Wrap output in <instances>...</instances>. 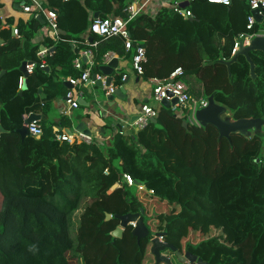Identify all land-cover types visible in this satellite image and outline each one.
I'll list each match as a JSON object with an SVG mask.
<instances>
[{
  "label": "trees",
  "instance_id": "trees-1",
  "mask_svg": "<svg viewBox=\"0 0 264 264\" xmlns=\"http://www.w3.org/2000/svg\"><path fill=\"white\" fill-rule=\"evenodd\" d=\"M129 2L49 0L63 38L42 44L52 53L45 58L49 72L37 56L41 45L33 44L42 24L34 17L16 27L0 20V264H156L151 250L158 233L204 264H264V136L221 138L216 127L192 123L189 110L178 117L162 107L157 123L135 137L118 132L104 144L55 140L57 129L70 130L72 121L48 123L46 115L69 91L67 79L82 75L74 66L78 49L93 51L94 72L109 53L132 59L120 37L91 35L96 47L83 38L91 13L124 17ZM188 9L194 20L165 7L130 23L132 40L146 49L142 78L165 80L181 68L192 99L213 97L234 120H264V53L250 52L256 79L244 56L230 69L222 62L232 59L236 40L247 32L249 3L193 0ZM12 27L19 37H12ZM260 30L264 23L252 32ZM25 61L36 67L20 95ZM122 84L119 76L115 86ZM32 114L44 117L40 139L18 133ZM142 209L148 238L138 242L132 226L113 237L116 215ZM169 257L171 264H189L175 253Z\"/></svg>",
  "mask_w": 264,
  "mask_h": 264
},
{
  "label": "built area",
  "instance_id": "built-area-1",
  "mask_svg": "<svg viewBox=\"0 0 264 264\" xmlns=\"http://www.w3.org/2000/svg\"><path fill=\"white\" fill-rule=\"evenodd\" d=\"M193 1L190 0L189 3ZM211 4H219L224 6H230L234 1H246L250 5L251 11L259 10L260 15H264L262 10H264V0H207ZM170 8L175 14H179L185 19L194 18L191 10L184 8L179 2L172 3L168 0H130L127 7L123 10L124 17L121 16H109V17H99L93 19L90 27L89 34L95 35L101 38H112L120 37L124 40L125 49L127 52L134 51L132 56V66L136 74L140 77L144 75V66L147 63L146 49L143 45L135 43L129 32L130 23L136 19L141 14H149L154 16L162 8ZM22 12L27 15L34 16L35 18L42 17L44 20V25L39 31L40 37L44 39H50L55 43H58L63 38L60 34L59 22H58V11L56 9H51L49 7V0H23ZM256 20L251 14L247 20V32L241 34L236 40L233 55L239 47V41L244 43V46L249 45L250 41L256 36L260 35L258 33H253L254 25ZM13 34L15 37H19V32L17 28H13ZM84 42L91 47H96L97 43L88 42L85 38ZM52 53L48 48H41L37 52L38 58L41 60V68L45 69V58L51 56ZM84 57L87 62L90 63L89 68H85L82 64V60L77 58L74 61V66L76 69L82 71V75L79 78H70L69 82L73 87L66 94V104L69 109H78L79 99L84 95L82 87L90 80L91 68L94 67V53L93 51L87 50L84 52ZM36 65L30 63L26 66L27 73L31 75L34 71ZM184 71L181 68L176 69L168 79H150L153 85L152 95L150 100L152 103L156 104L157 107L150 103H145L140 106L139 112L137 114V119L134 121L133 126L136 128L137 132L145 129L153 119H157L160 110L162 108L161 102L167 100L172 103V101L177 100L175 106H171L172 112L178 117L183 116L185 110H189V120L199 125L196 122L195 115L197 111L208 107L209 101L207 98L195 100L189 95V87L183 81ZM25 76L22 75L19 78V90L23 89ZM104 84V88L108 90V94L114 92V88L110 86L107 88ZM29 117V116H28ZM40 122V121H39ZM39 122H33L27 125L29 136L40 139L44 135L43 128ZM58 132L55 136V140L58 142H68L70 144L84 142L91 144L95 142L92 136H88L82 132L76 134L68 135L65 130L57 129ZM264 134V127H263ZM125 179L129 186L133 185V181L130 176H125ZM142 189V187H139ZM133 226H135L133 224ZM132 226V227H133Z\"/></svg>",
  "mask_w": 264,
  "mask_h": 264
},
{
  "label": "crops",
  "instance_id": "crops-1",
  "mask_svg": "<svg viewBox=\"0 0 264 264\" xmlns=\"http://www.w3.org/2000/svg\"><path fill=\"white\" fill-rule=\"evenodd\" d=\"M168 1L172 3L179 2L183 5L185 2H188L190 0ZM22 3L23 0H0V20H2L3 22L12 20L11 26L13 27H16L21 20L24 22L31 20L34 16L27 15L22 12ZM94 14L91 13L92 20ZM11 34L12 37H15L13 31L11 32ZM261 34L264 35V32H262ZM91 37L92 36L87 33L83 38H87L89 42L91 41ZM0 40L2 42L1 44H3L4 40H2L1 38ZM45 40L46 39L43 40V38L40 37V34L38 32L35 39H33V44L41 45V48H44L42 44ZM91 43L95 44L97 42L93 38ZM80 46L84 45L80 44ZM85 51H87V49L79 48L77 51L79 56L78 58L82 60V64L85 68H89L90 63L87 62L86 58H83ZM113 60H117V67L112 75L113 81L111 83V86L115 90L124 88L125 99L116 98L113 102L108 101L106 99L107 95H109L108 90L104 88L100 89L96 84L97 82H102V84L105 83L107 77L100 71L94 72L92 67L90 69V79L92 78L93 74H96L97 82H92L90 84L86 83L82 87L84 95L81 99H79V108L69 109L68 105L66 104V97H62L52 105L51 111L46 115L47 122L57 123L59 122L61 117L69 118L72 121V128L70 129L72 134L78 133V126L80 124H84L86 129L91 131L93 140H95V142L99 144L107 143L111 139V136L118 132L126 136L135 137L137 135V130L133 126V118L137 116L140 106L145 103H151L153 106L157 107V105L152 103V101L150 100L153 85L151 84L150 80H144L142 77L136 74L132 66V60L128 57H119L114 53H109L105 56L102 66L109 65ZM4 74L5 71H3L0 75V79ZM119 76L123 77V84L122 86L117 87L115 86V82ZM69 79L70 78H68L66 82H69ZM39 96L41 99L45 97V95L43 94V88L40 90ZM39 116L41 117V122L44 117L42 116V114H39ZM24 118H28V115H26ZM66 129L68 128H64L61 130ZM111 131L113 134L110 135L109 132ZM3 132L4 128L0 126V134H2Z\"/></svg>",
  "mask_w": 264,
  "mask_h": 264
},
{
  "label": "water",
  "instance_id": "water-1",
  "mask_svg": "<svg viewBox=\"0 0 264 264\" xmlns=\"http://www.w3.org/2000/svg\"><path fill=\"white\" fill-rule=\"evenodd\" d=\"M190 3L185 2L183 4L184 8L189 7ZM264 13V10H262ZM252 15L254 16L257 24H263L264 23V15L259 14V10H255L252 12ZM100 17L99 13H95L93 15V19H97ZM42 25H44V20L42 17L37 18ZM190 20H194L193 18H190ZM93 37H91L92 42ZM0 40V44H1ZM252 51H258L264 53V35L260 34L253 38L249 45L244 46V43L242 41H239V47L234 53L232 59L230 61H222L225 63L230 69L231 65L237 62L239 56H244L247 61L250 64V72L251 77L253 79H256V71H255V63L250 57V52ZM85 59V57H83ZM29 64V62H23L20 71L25 76V81L23 85V89L20 91V95L23 94V91L27 89V78L30 76L27 73L26 66ZM117 67V60H113L109 65L101 66L99 68V71L107 77V80L105 82V86L109 88L112 83V75L115 72V69ZM49 67L45 68V71L49 72ZM94 83L97 82V75L93 74L92 78L87 83ZM97 86L100 89L104 88V85L102 82H97ZM67 88L70 90L73 87L71 86L70 82H66ZM105 89V88H104ZM116 98L125 99V89L119 88L117 90H114L113 93L107 95V100L113 102ZM209 105L208 107L201 109L197 111L195 115L196 122L200 126H209L212 125L218 129L219 135L221 138H227L229 139L232 134H241L245 137H247L252 131L254 133V136L260 135L263 133L262 127L264 126V120L262 119H242V120H234L232 116L229 114L228 110L219 104H217L214 101L213 97L208 98ZM177 104V100H174L171 102L167 100H163L161 102V106L165 109H171V106H175ZM222 114L227 115V117L223 120L220 116ZM137 119V116L133 118V122ZM41 120V117L39 115L32 114L28 118L25 119L24 126L18 130V133L24 138L29 136L27 125L33 123V122H39ZM132 122V123H133ZM152 123L156 124L157 120L153 119L151 121ZM184 126H187L186 123H184ZM78 132H82L88 136H92L91 131L87 130L84 124H80L77 128ZM65 132L68 135H72V132L68 129L65 130ZM115 186L114 188H116ZM140 187V186H139ZM144 210L142 209L140 213L137 214H127L124 216L116 215L115 218L120 220V225L117 227V229L112 233L113 237L115 238H122L123 232L125 229L129 226L135 225V227L132 230L133 236H135L140 242L142 239H146L149 237L150 232L148 228L146 227L143 219ZM112 219V215H107V220ZM165 236V233H158L155 235V237L152 239V254L156 258V264H160L162 262L166 264H171L170 257L165 256L164 253L169 251L171 253H175L178 259L183 263H189V264H204L201 259H199L197 256L191 254L190 252H187L184 256L177 251V248L169 243H166L163 240Z\"/></svg>",
  "mask_w": 264,
  "mask_h": 264
},
{
  "label": "rangeland",
  "instance_id": "rangeland-1",
  "mask_svg": "<svg viewBox=\"0 0 264 264\" xmlns=\"http://www.w3.org/2000/svg\"><path fill=\"white\" fill-rule=\"evenodd\" d=\"M261 32L263 31V30H260ZM151 104V103H150ZM264 127V126H263ZM263 127H262V129H263ZM109 134L111 135V134H113L112 133V131L111 132H109ZM260 136H264V135H262V133L260 134ZM254 137V133H253V131L247 136V138L248 139H252ZM264 139V138H263ZM153 226V229H154V225H152ZM135 226H133V228H134ZM154 230H156V229H154ZM162 241H164V240H162ZM171 254V252H169V251H167V252H165L164 253V255L165 256H168L169 257V255ZM74 263L73 264H82L81 263V261L80 260H74L73 261Z\"/></svg>",
  "mask_w": 264,
  "mask_h": 264
},
{
  "label": "bare ground",
  "instance_id": "bare-ground-1",
  "mask_svg": "<svg viewBox=\"0 0 264 264\" xmlns=\"http://www.w3.org/2000/svg\"><path fill=\"white\" fill-rule=\"evenodd\" d=\"M220 117L224 120L227 117V115L222 114Z\"/></svg>",
  "mask_w": 264,
  "mask_h": 264
}]
</instances>
